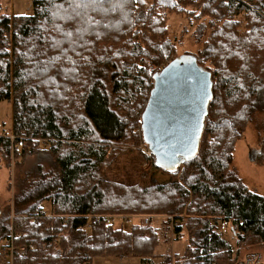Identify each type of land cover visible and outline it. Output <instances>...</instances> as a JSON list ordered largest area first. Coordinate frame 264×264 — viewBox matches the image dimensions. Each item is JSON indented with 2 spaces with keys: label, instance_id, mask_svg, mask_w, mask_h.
Returning a JSON list of instances; mask_svg holds the SVG:
<instances>
[{
  "label": "trees",
  "instance_id": "obj_1",
  "mask_svg": "<svg viewBox=\"0 0 264 264\" xmlns=\"http://www.w3.org/2000/svg\"><path fill=\"white\" fill-rule=\"evenodd\" d=\"M30 9L0 14V103L25 140L11 149L0 138L2 168H18L0 249H33L0 264H264V197L232 167L252 124L264 165V0H31ZM169 16L186 21L177 39ZM184 35L198 49L180 56ZM177 58L209 73L212 95L197 152L168 169L139 150L141 116L156 74ZM126 215L148 224L106 223ZM178 236L181 252L171 247Z\"/></svg>",
  "mask_w": 264,
  "mask_h": 264
},
{
  "label": "water",
  "instance_id": "obj_2",
  "mask_svg": "<svg viewBox=\"0 0 264 264\" xmlns=\"http://www.w3.org/2000/svg\"><path fill=\"white\" fill-rule=\"evenodd\" d=\"M180 59L156 74L141 116L146 147L164 168L165 162L176 167L197 152L212 95L209 73Z\"/></svg>",
  "mask_w": 264,
  "mask_h": 264
},
{
  "label": "rangeland",
  "instance_id": "obj_3",
  "mask_svg": "<svg viewBox=\"0 0 264 264\" xmlns=\"http://www.w3.org/2000/svg\"><path fill=\"white\" fill-rule=\"evenodd\" d=\"M149 1V0H147ZM31 0H0V14L7 15H30L31 14ZM169 26L170 33L175 39H177L183 29V26L186 24V21L183 19H176L175 16H169ZM189 31H192V28H188ZM183 44L178 48V54L180 56L184 55L186 52H195L198 47L192 43V40L189 35H184ZM179 56V57H180ZM12 120L11 105L6 102L0 103V121L4 122L6 125H10ZM256 124L250 125L245 134L237 141L233 153V163L232 167L238 172L239 176L243 180L244 184L252 191L264 197V165L258 163V130L255 127ZM143 146H140V151L142 152ZM136 151L131 149L126 154L128 155V160L134 161L136 156ZM33 157L29 158L28 161L32 160ZM165 167L170 169L172 162H165ZM163 166V165H162ZM126 168H132L130 166H125ZM18 171V168L12 166L10 170L2 168L0 163V209H3L4 206L9 205L11 199L15 192V173ZM143 174L150 173L151 170L150 164L142 165ZM155 179L159 182L167 181L169 178L162 173H155ZM158 225H162L161 220H157ZM119 227V225H115ZM128 229V228H127ZM229 241L233 244L234 240L231 235H227ZM183 241V240H181ZM179 242V241H176ZM175 243V242H174ZM183 244V242H182ZM182 244L175 243V249H181ZM166 246L162 245L158 249V256L161 253L165 252ZM247 253H257L258 250L246 251ZM252 257V256H251ZM132 258V257H129ZM241 258H244V254ZM133 259V258H132ZM114 260L113 258L106 259L100 258L93 261L92 264H111ZM243 263V262H242Z\"/></svg>",
  "mask_w": 264,
  "mask_h": 264
},
{
  "label": "built area",
  "instance_id": "obj_4",
  "mask_svg": "<svg viewBox=\"0 0 264 264\" xmlns=\"http://www.w3.org/2000/svg\"><path fill=\"white\" fill-rule=\"evenodd\" d=\"M0 138L7 139L11 144V149H20L25 146V140L17 138L12 129V123L6 125L4 122L0 121ZM45 143V142H43ZM142 152L145 155H149L150 151L147 147H143ZM44 215V214H43ZM95 220L100 219V217H95ZM148 217L146 216H108L106 217L107 224L119 225L124 229L130 228L132 225H147ZM227 229V223L225 221L221 222L220 230L224 233ZM179 240L183 239V236H178ZM32 247H20L12 248L8 243H5L4 247L0 249V255L7 257L12 256L13 253H17L19 256L23 257L26 255L28 250H32Z\"/></svg>",
  "mask_w": 264,
  "mask_h": 264
},
{
  "label": "crops",
  "instance_id": "obj_5",
  "mask_svg": "<svg viewBox=\"0 0 264 264\" xmlns=\"http://www.w3.org/2000/svg\"><path fill=\"white\" fill-rule=\"evenodd\" d=\"M14 15V14H13ZM12 121V120H11ZM156 219H161V218H156ZM182 242L183 241H179V242H175V243H180V244H182ZM175 243H173V245L171 246L172 247V249L173 250H175V251H177L178 252V250H176L175 248V246H174V244ZM184 244V243H183ZM183 244H182V246H183ZM182 248L183 247H181V249L179 250V252H181L182 251ZM165 250V249H164ZM166 251V250H165ZM110 260V259H109ZM114 260H118V261H113L111 264H140L139 263V261L137 260V259H132V258H124V259H122V260H119V259H114Z\"/></svg>",
  "mask_w": 264,
  "mask_h": 264
}]
</instances>
